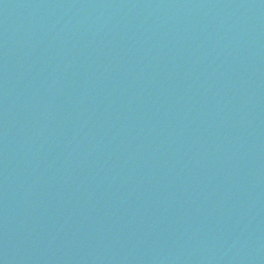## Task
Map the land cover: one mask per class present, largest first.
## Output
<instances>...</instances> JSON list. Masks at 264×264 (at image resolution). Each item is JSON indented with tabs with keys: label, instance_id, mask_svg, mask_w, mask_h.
Listing matches in <instances>:
<instances>
[{
	"label": "water",
	"instance_id": "obj_1",
	"mask_svg": "<svg viewBox=\"0 0 264 264\" xmlns=\"http://www.w3.org/2000/svg\"><path fill=\"white\" fill-rule=\"evenodd\" d=\"M0 264H264V0H0Z\"/></svg>",
	"mask_w": 264,
	"mask_h": 264
}]
</instances>
